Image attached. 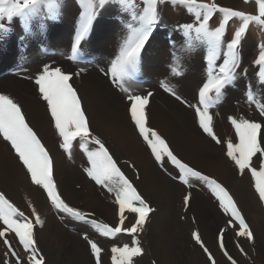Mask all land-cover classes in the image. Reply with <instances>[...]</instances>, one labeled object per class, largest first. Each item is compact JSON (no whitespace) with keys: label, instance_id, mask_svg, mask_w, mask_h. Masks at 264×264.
<instances>
[{"label":"bare ground","instance_id":"6f19581e","mask_svg":"<svg viewBox=\"0 0 264 264\" xmlns=\"http://www.w3.org/2000/svg\"><path fill=\"white\" fill-rule=\"evenodd\" d=\"M215 2L221 8H245L242 0ZM252 3L257 6L256 0ZM146 7L144 0H107L103 6L99 0H38L33 9L10 23L4 22L0 28V94L8 95L21 107L26 123L42 145L46 144L65 201L74 209L94 213L89 219L115 226L119 223L115 196L86 175L90 168L87 154L96 148L86 144L82 151L81 142L76 141L69 156L61 150L47 104L34 82L46 68L59 69L73 77L70 86L89 118L92 133L108 145L119 161L127 160L134 166L135 174L129 166L125 168L132 178L139 175L136 184L155 209L137 235L143 255L133 258V264H264V203L255 191L251 173H240L226 156V144L238 143L229 117L260 123L258 140L264 148V114L257 107L264 105V77L258 75L259 66L253 60L264 45V25L254 24L245 34L241 66L219 97L220 103L211 110L214 132L222 141L218 145L198 127L194 111L199 105L198 93L212 68L207 45L195 38L194 31L190 37L182 31V26L196 28L203 23L187 6L158 4L157 22L145 29L150 34L137 61L127 69V79L112 75V65L120 52L143 30L140 17ZM221 21L222 14L214 13L208 28L213 31ZM240 22H231V34L227 27L225 43L233 39ZM81 32L83 38L77 46L75 41ZM215 65L219 67L217 61ZM248 92L254 96L252 103L247 101ZM131 94L150 96L145 107L146 128L168 142L179 159L224 185L234 198L254 237V243L239 237L243 252L232 243L234 234L240 231L238 224L230 221L209 188L195 180L190 181L193 187L189 188L179 182V172L173 165L165 160L161 167L155 162L131 120ZM259 163L256 157L257 171ZM0 189L34 223L33 209L43 220L34 235L46 264H95L89 240L102 249L101 264H112L113 246H132V237L126 234L110 239L92 225L58 213L45 192L31 183L2 137ZM189 194L185 208L184 198ZM125 215L128 220L124 227L130 228L135 215ZM228 222L234 223L235 230L225 232L228 251L222 252L217 247V234L228 228ZM194 232L199 234L212 261L193 240ZM83 235L87 239L82 240ZM18 248L21 264H28L29 254L19 244ZM6 253L0 240V264H4ZM8 264H16L11 255Z\"/></svg>","mask_w":264,"mask_h":264},{"label":"snow or ice","instance_id":"6c2138e0","mask_svg":"<svg viewBox=\"0 0 264 264\" xmlns=\"http://www.w3.org/2000/svg\"><path fill=\"white\" fill-rule=\"evenodd\" d=\"M123 2V0H121ZM247 3L248 0H245ZM38 3V0H0V28L4 22L10 23L14 17H18L31 9ZM101 6L107 3V0H99ZM147 7L144 14L140 17L143 22V30L137 34L134 42L129 43L120 52L119 59L112 65V75L121 80L127 79V69L133 65L150 34L145 29L157 22V5L171 3L173 5L187 6L190 11L195 12L197 20L203 21L199 27L193 28L191 25L182 26V31L186 37H190V32H195V38L203 41L207 45L208 64L212 68L209 73V79L203 85L198 93L199 105L194 107L198 119V127L211 140L218 145L222 141L215 134L213 129V116L211 110L219 103V97L222 90L231 84L239 69L240 61L237 59L239 45L246 34L250 23L264 25V0H256L258 5L259 17L244 15L239 11L229 10L217 7L213 4H199L197 0H144ZM91 5L90 2H88ZM22 5V6H21ZM213 13H221L222 21L214 31H209L206 25L209 23ZM231 19L242 21V24L234 33L230 42L225 43L224 36L226 27ZM86 30V29H85ZM83 38V32L77 36L75 44L78 46ZM226 50L223 53V64L216 67L215 61L220 56L221 47ZM73 51H76L74 47ZM260 67L259 76L264 77V48H261L258 59L255 62ZM175 71V69H174ZM179 74V72H176ZM73 77L69 74H63L61 70H43V74L35 79L38 85V91L44 102H46L54 128L60 139V148L66 154H71L74 142H81V150H85L86 144H93L97 150L89 151L87 159L90 168L86 169L87 177L110 195L115 196L114 203L118 205L119 223L115 226H109L106 223H99L94 217V213H85L68 206L57 192L53 180V163L44 145L38 135L26 123L22 114V109L8 95L0 94V137L9 143L14 155L30 176L31 183L43 189L47 199L53 208L58 212L73 218L76 221L88 223L99 234L110 239H116L121 234L132 237L131 244L123 247L113 246L110 251L112 254V264H133V258L143 255L140 241L137 235L143 231V228L152 212L150 205L141 197L132 183L121 172L117 163L114 161L109 150L105 147L102 140L96 137L90 130L87 117L82 110L80 100L76 91L70 86L69 81ZM264 84V80L261 81ZM150 96L141 97L135 94L129 96L130 117L134 123L139 135L143 138L155 162L163 167L165 160L173 165L179 172V182L189 188L193 187L191 180L199 181L209 188L215 199L218 201L223 212L230 216V221L238 224L240 231L236 233L237 237H245L250 243H254V237L246 226L245 220L234 203L232 197L216 180L200 173L191 166H188L177 158L170 150L166 141L155 131H149L145 126V107L149 102ZM177 99H179L177 97ZM247 101L252 103L254 96L252 92L247 93ZM188 107H193L188 105ZM261 114H264V105H257ZM229 123L235 131L238 143L228 142L226 144V156L232 161L240 173L248 170L255 181V191L259 199L264 203V148L258 140L262 125L257 122L245 119H236L229 117ZM259 157V171L255 170L254 158ZM130 167H133L130 165ZM137 179L139 175L137 174ZM175 179V177H173ZM190 194L185 196L184 205L188 207ZM125 213L134 214L135 222L130 228H125V221L128 216ZM35 224L43 226V220L33 209ZM0 222L6 226L10 233H14L18 238L19 245L23 247L25 253H28V264H46L43 257L36 247L33 237V224L29 222L28 217L19 212L12 203L6 199L5 195L0 193ZM232 227V224H229ZM227 229H221L218 234V243L221 250L224 251L223 237ZM87 239V237H84ZM193 240L197 245L204 249L209 261L213 260L210 253L207 252L198 233H193ZM0 239L3 240L7 248L4 264H8V255H11L16 264H21V258L18 255L12 241L8 238L5 231H0ZM91 255L95 264H101L102 249L96 242L89 240ZM239 247V245H237ZM243 252V249H241Z\"/></svg>","mask_w":264,"mask_h":264},{"label":"rangeland","instance_id":"374dc122","mask_svg":"<svg viewBox=\"0 0 264 264\" xmlns=\"http://www.w3.org/2000/svg\"><path fill=\"white\" fill-rule=\"evenodd\" d=\"M215 1V0H214ZM243 1V4L245 5V8L244 9H240V10H237V9H229V10H234V11H239V12H241L242 14H244V15H251V16H254V17H259V12H258V5L257 6H253L252 4V2H253V0H248V2L246 3L245 2V0H242ZM199 4H208L210 7L214 4L213 3V0H208V1H206V2H200ZM215 5H217L216 4V2H215ZM253 6V7H252ZM218 7V6H217ZM247 8V9H246ZM249 9H251V10H249ZM214 14V13H213ZM212 17V16H211ZM210 17V18H211ZM261 18V17H260ZM235 19H231L230 21H229V24H228V26L227 27H229L228 28V31H229V33H230V28H232L230 25H231V22L232 21H234ZM201 24V23H200ZM242 24V21L240 22V24L237 26V28L234 30V31H237L238 30V28L240 27V25ZM255 23H250L249 24V27H248V29L246 30V33L247 32H249V30H250V28L254 25ZM219 26V25H218ZM218 26H216L215 28H214V30L218 27ZM227 27H226V29H227ZM206 28H207V30H209V31H212V30H210L209 28H208V25H206ZM213 30V31H214ZM231 34V33H230ZM234 37V35L232 36V38ZM232 40V39H231ZM262 48H264V45H263V47ZM226 49L224 48V47H221V52H220V56L217 58V63L219 64V67L220 66H222V64H223V59H224V56H223V53H224V51H225ZM259 54H260V51L254 56V62H256V60L258 59V57H259ZM237 59L240 61V64H239V68H240V66H241V63H242V60H243V46L241 47V44L239 45V48H238V53H237ZM256 64V63H255ZM258 72H260V67H259V69H258ZM228 86L229 85H227L223 90H222V95H224V93L227 91V89H228ZM221 95V96H222ZM87 120H88V122H89V118L87 117ZM29 125V124H28ZM29 127L31 128L32 126L31 125H29ZM89 127H90V130H91V132H92V129H91V126H90V122H89ZM39 138V137H38ZM103 142V141H102ZM168 145H169V143L168 142H166ZM103 144L105 145V147L109 150V152H110V154H111V156L113 157V159H114V161L117 163V166L119 167V169L121 170V172L127 177V179L132 183V185H133V187L137 190V192L141 195V197L150 205V207L152 208V206H151V204H150V202L148 201V199L144 196V194H142V192H141V190L138 188V186H137V184H136V182H138V179L137 178H132L130 175L131 174H129L128 173V171H127V169L128 168H125L126 166H129V170H131L132 172H133V174H135V173H137V171H135L134 169H133V167H130V162L129 161H127V160H123V161H119L117 158H116V156H114V154L112 153V151H111V149L108 147V145L105 143V142H103ZM43 145L45 146V148H46V150H47V152H48V148H47V146H46V144L43 142ZM92 146H94L95 148H96V146L95 145H93V144H91ZM96 150H97V148H96ZM170 150L173 152V150L171 149V146H170ZM72 151V150H71ZM173 154H174V152H173ZM68 156H69V154H67ZM175 155V154H174ZM176 156V155H175ZM177 157V156H176ZM177 158H179V157H177ZM256 158H254V160H255ZM182 162H184L182 159H180ZM185 164H187L188 166H191V165H189L188 163H186V162H184ZM192 167V166H191ZM192 168H194V167H192ZM195 169V168H194ZM196 170V169H195ZM55 168L53 167V180H54V183H55V185H56V188H57V192H58V194L61 196V198H62V200L68 205V206H70L66 201H65V199L63 198V196H62V193H61V191H60V188H59V185H58V182H57V180H56V177H55ZM200 173H202V174H204V175H206V176H208L207 174H205V173H203V172H200ZM208 177H210V176H208ZM211 178V177H210ZM92 181V180H91ZM219 183V182H218ZM222 186V185H221ZM223 187H224V185H223ZM225 188V187H224ZM226 189V188H225ZM43 190V189H42ZM226 191L229 193V191L226 189ZM0 193H2V194H4L5 195V197H6V199H8L9 200V202L10 203H12L13 204V206L19 211V212H21V213H23V215L24 216H26V217H28L17 205H15L12 201H11V199L8 197V195H6L1 189H0ZM45 195H46V193H45ZM229 195H230V193H229ZM47 196V195H46ZM231 196V195H230ZM232 197V196H231ZM232 199H233V201H234V203L236 204V206H237V208H238V210L240 211V213L242 214V211L239 209V207H238V205H237V203H236V201L234 200V198L232 197ZM71 207V206H70ZM153 209V208H152ZM152 214V213H151ZM150 214V215H151ZM134 215V214H133ZM243 217V216H242ZM244 218V217H243ZM28 219H29V222H31L32 224H33V237H34V242H35V235H34V232H35V230H36V228H37V225L34 223V221L31 219V218H29L28 217ZM244 220H245V218H244ZM232 224V227H229V224ZM245 223H246V226L248 227V225H247V221L245 220ZM3 225V224H2ZM109 226H112V227H115V226H113V225H110V224H108ZM249 228V227H248ZM233 230H235V227H234V223L233 222H228V228H227V231H233ZM250 230V229H249ZM0 231H5L6 232V234H8V238L12 241V243H13V246L16 248V251H17V253L19 252V248H18V244H19V241H18V238H16L15 237V234L14 233H10V230L6 227V226H2L1 228H0ZM193 237V236H192ZM1 240V242H2V244H3V246H4V249L6 250V251H8L7 250V248H6V246L4 245V243H3V240L2 239H0ZM82 240H85V238H84V235L82 236ZM232 243H233V245L235 246L234 248H236V249H238V250H241V246H240V241H239V238L237 237V235L236 234H234V238L232 239ZM36 244V243H35ZM223 245H224V251H222L221 250V246H220V243H218V234H217V247H218V249H219V251H222V252H225V251H228L227 250V245H226V233H224V237H223ZM237 245H239V247H237ZM205 246V245H204ZM36 247H37V245H36ZM37 249H38V247H37ZM202 249V248H201ZM207 249V248H206ZM39 250V249H38ZM202 250H204V249H202ZM39 253L41 254V256L43 257V254H42V252L39 250ZM27 257H28V255H27ZM43 259H44V257H43ZM21 263H22V261H21ZM231 263H233V261H231Z\"/></svg>","mask_w":264,"mask_h":264}]
</instances>
